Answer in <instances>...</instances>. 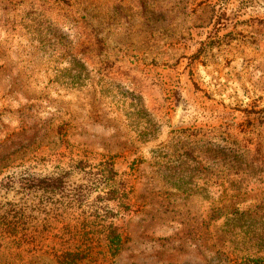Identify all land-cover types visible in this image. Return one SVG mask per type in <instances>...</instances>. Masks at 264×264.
Listing matches in <instances>:
<instances>
[{"label":"rangeland","instance_id":"1","mask_svg":"<svg viewBox=\"0 0 264 264\" xmlns=\"http://www.w3.org/2000/svg\"><path fill=\"white\" fill-rule=\"evenodd\" d=\"M0 264H264V0H0Z\"/></svg>","mask_w":264,"mask_h":264},{"label":"trees","instance_id":"2","mask_svg":"<svg viewBox=\"0 0 264 264\" xmlns=\"http://www.w3.org/2000/svg\"><path fill=\"white\" fill-rule=\"evenodd\" d=\"M30 180H31V181H34L35 179H30ZM37 182H38V184L40 185V182H41V181L38 180ZM56 184H57V179H56V181H51L50 183H48L47 186H48V185H49V186H50V185H51V186H55ZM39 185H38V186H39Z\"/></svg>","mask_w":264,"mask_h":264}]
</instances>
